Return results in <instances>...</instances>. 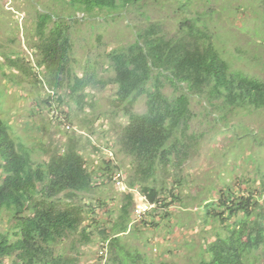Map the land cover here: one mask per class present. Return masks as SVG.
Returning a JSON list of instances; mask_svg holds the SVG:
<instances>
[{
    "label": "trees",
    "instance_id": "obj_1",
    "mask_svg": "<svg viewBox=\"0 0 264 264\" xmlns=\"http://www.w3.org/2000/svg\"><path fill=\"white\" fill-rule=\"evenodd\" d=\"M61 1L75 11L89 15L98 11L113 19L117 14L125 17L140 2ZM203 16L208 15L198 17ZM200 22V18L182 21L173 37L159 23L138 29L135 42L107 54L105 70L112 76L105 80L92 65L82 75L76 70L73 25L68 19L46 9L37 12L35 51L40 83L57 92L67 89L80 111L96 109L92 91L115 86L113 112L127 120L120 128L121 152L133 159L136 170L129 187L141 190L154 205L150 212H155L154 223L148 224L144 217L146 227L158 226L156 213L171 206L170 201L181 200L171 189H166L169 197L151 181L160 169L171 173L182 167L198 147L200 137L191 131L196 118L193 97L205 101L206 110L213 107L225 114L224 110L264 109V80L234 68ZM11 62V67L19 65L14 59ZM168 86L171 93L166 91ZM143 97L147 109L137 113L136 105ZM60 102L65 104L63 97ZM70 141L66 149L51 152L48 162L36 165L32 152L12 136L0 117V214L7 208L16 220L15 240L9 233L0 234V264L10 259L12 264H83L78 245L94 244L91 228L102 236L100 253L102 258L108 256L104 264H152L143 252L129 249L121 239L134 221L133 195L125 197L112 233L96 219L99 207L84 201L104 184V178L114 184L113 177L120 170L114 162L105 163L98 172L92 170L77 143ZM243 179L244 189L228 186L200 207L205 224H218L201 244L200 264H253V255L264 248V178L259 182ZM167 216L168 210L163 218ZM79 234L73 245L79 255L64 252L62 245Z\"/></svg>",
    "mask_w": 264,
    "mask_h": 264
},
{
    "label": "rangeland",
    "instance_id": "obj_2",
    "mask_svg": "<svg viewBox=\"0 0 264 264\" xmlns=\"http://www.w3.org/2000/svg\"><path fill=\"white\" fill-rule=\"evenodd\" d=\"M39 9L50 10L73 25V57L80 75L92 65L99 77L108 80L112 72L105 70L107 54L135 42L140 28L159 23L163 32L173 37L182 21L200 18V26L207 28L213 43L234 68L264 80V0H140L124 13L125 17L117 14L116 19L98 11L92 15L75 11L61 0H0V117L9 125L12 136L32 152L36 165L48 162L51 152L66 149L71 139L92 170L98 172L105 163L114 162L125 183L118 187L104 178V184L84 200L99 207L96 219L111 233L127 195H133L135 204L146 200L141 190L129 187L136 170L133 159L121 152L119 143L120 128L127 120L113 112L115 86L92 91L96 109L80 111L67 89L57 92L38 81L41 77L35 49ZM12 59L19 64L17 68L11 67ZM166 91L171 93L172 88L168 86ZM61 97L65 104L60 102ZM205 105V101L193 97L196 118L191 131L200 137L193 156L171 173L160 169L151 181L161 191L171 189L181 200L170 201L171 206L156 213L158 226L154 228L143 224L145 220L154 223L151 217L155 212L145 220H135L132 211L130 230L121 235L129 249H139L152 264H200L201 244L218 226L212 221L205 224L200 207L228 186L244 189L240 183L244 177L251 182L264 178V109L224 110L225 114L213 107L206 110ZM146 109L143 97L136 112ZM100 201H104L102 206ZM167 210L169 216L163 218ZM15 225L12 212L6 208L0 214V234L9 233L15 240ZM94 230H88L94 233L93 245L77 243L80 255L73 250L80 234L65 242L63 251L79 255L83 264L106 263L108 256L102 258L100 253L102 236ZM251 260L264 264V248ZM6 264H12V259Z\"/></svg>",
    "mask_w": 264,
    "mask_h": 264
},
{
    "label": "built area",
    "instance_id": "obj_3",
    "mask_svg": "<svg viewBox=\"0 0 264 264\" xmlns=\"http://www.w3.org/2000/svg\"><path fill=\"white\" fill-rule=\"evenodd\" d=\"M123 174L119 171L117 174L114 175L113 181L116 186H122V183L124 182ZM138 190V189H136ZM154 205L150 204L146 200L142 202L141 204H136L135 210H134V216L135 220H141L145 216H147L153 209ZM103 254V253H101Z\"/></svg>",
    "mask_w": 264,
    "mask_h": 264
},
{
    "label": "clouds",
    "instance_id": "obj_4",
    "mask_svg": "<svg viewBox=\"0 0 264 264\" xmlns=\"http://www.w3.org/2000/svg\"><path fill=\"white\" fill-rule=\"evenodd\" d=\"M135 210V209H134ZM134 218H135V216H134Z\"/></svg>",
    "mask_w": 264,
    "mask_h": 264
}]
</instances>
